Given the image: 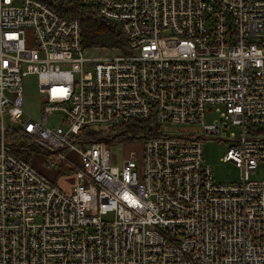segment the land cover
<instances>
[{"label":"built area","instance_id":"built-area-1","mask_svg":"<svg viewBox=\"0 0 264 264\" xmlns=\"http://www.w3.org/2000/svg\"><path fill=\"white\" fill-rule=\"evenodd\" d=\"M82 1L125 48L88 55L78 19L0 0V264H264V178L249 177L264 161V0ZM132 118L201 126L158 129L114 164ZM207 135L231 142L241 181H214Z\"/></svg>","mask_w":264,"mask_h":264},{"label":"rangeland","instance_id":"rangeland-1","mask_svg":"<svg viewBox=\"0 0 264 264\" xmlns=\"http://www.w3.org/2000/svg\"><path fill=\"white\" fill-rule=\"evenodd\" d=\"M22 0H17V3L20 4ZM113 48L109 47H92L87 52L88 55L92 56H104L110 54V51H113ZM25 91H26V110L35 116H39V106H40V95L38 94V78L36 75H30L25 79ZM6 124L9 123V117H5ZM57 120V117H51L50 123H54ZM207 122H212V116L206 117ZM200 123H175V122H165L159 125V131L163 134H180V133H198L200 132ZM264 128V126H261ZM220 135H207L208 138L204 139L203 144V155L204 162L209 164L212 167L214 181L216 183H234L242 180L241 169L232 161H223V157L227 153L230 141L218 138ZM8 141L18 140L16 135L11 133L6 134ZM143 140H131V141H110V150L112 153V163L119 164L123 157L130 150H135L140 152L143 148ZM75 159L77 155L72 154ZM33 163L41 170H43L48 175H52L55 171L47 169L45 165V160L41 161V157L35 155L33 157ZM250 179H262L264 178V161H261L258 164L257 170L250 173ZM56 182L69 190L72 188L75 180L73 177L66 176L58 178Z\"/></svg>","mask_w":264,"mask_h":264},{"label":"trees","instance_id":"trees-1","mask_svg":"<svg viewBox=\"0 0 264 264\" xmlns=\"http://www.w3.org/2000/svg\"><path fill=\"white\" fill-rule=\"evenodd\" d=\"M62 15L78 19L81 23L85 47L125 48L127 37L121 26L99 13L97 5L82 0H41ZM159 125L152 119L132 118L116 137L119 140H144L158 136Z\"/></svg>","mask_w":264,"mask_h":264},{"label":"crops","instance_id":"crops-1","mask_svg":"<svg viewBox=\"0 0 264 264\" xmlns=\"http://www.w3.org/2000/svg\"><path fill=\"white\" fill-rule=\"evenodd\" d=\"M52 175H54V173H53ZM52 175H51V176H52ZM73 179H74V178H73ZM74 180H75V179H74Z\"/></svg>","mask_w":264,"mask_h":264}]
</instances>
